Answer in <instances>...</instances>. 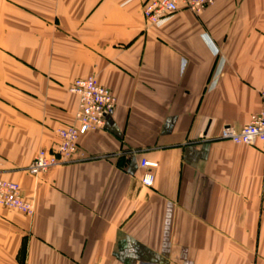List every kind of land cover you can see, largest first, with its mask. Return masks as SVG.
<instances>
[{"label":"crops","instance_id":"1","mask_svg":"<svg viewBox=\"0 0 264 264\" xmlns=\"http://www.w3.org/2000/svg\"><path fill=\"white\" fill-rule=\"evenodd\" d=\"M145 2L0 0V173L34 204L0 208V264H264V144L221 139L262 108L264 0L161 26ZM89 76L116 108L77 161L30 175Z\"/></svg>","mask_w":264,"mask_h":264},{"label":"built area","instance_id":"2","mask_svg":"<svg viewBox=\"0 0 264 264\" xmlns=\"http://www.w3.org/2000/svg\"><path fill=\"white\" fill-rule=\"evenodd\" d=\"M215 0H149L143 7V16L154 26L163 25L169 18L181 10H188L196 15L202 14ZM71 92L78 97V108L75 124L59 130L60 142L51 150H42L29 168L30 174L40 176L61 165L75 161L82 136L99 129L105 124L106 117L116 107V98L111 90L101 86L93 77L77 80ZM262 108L254 114L250 122L238 131L225 127L221 139L237 145L255 147L264 144V92L261 95ZM147 172L142 178L143 186L151 188L155 176L153 170L159 167L158 162H141ZM0 208L18 211L26 216L34 214V204L25 200L19 184L0 176Z\"/></svg>","mask_w":264,"mask_h":264},{"label":"rangeland","instance_id":"3","mask_svg":"<svg viewBox=\"0 0 264 264\" xmlns=\"http://www.w3.org/2000/svg\"><path fill=\"white\" fill-rule=\"evenodd\" d=\"M149 0H147V2H148ZM147 2H145V3H147ZM215 2V1H214ZM145 3H144V5H145ZM214 4V3H213ZM212 4V5H213ZM144 5H143V7H144ZM143 7H142V14H143ZM209 8V7H208ZM207 8V9H208ZM188 11V10H187ZM24 12H32L31 10H29V9H27V10H24ZM190 12V11H189ZM146 20V19H145ZM146 22L147 23H149L147 20H146ZM149 25H151V24H149ZM89 77H93V78H95L96 80H97V78L95 77V76H89ZM89 77H87V78H89ZM87 78H81V79H87ZM77 80H80V79H77ZM77 80H75L73 83H72V85L70 86V92H71V88H72V86H73V84L77 81ZM97 82L99 83V81L97 80ZM100 84V83H99ZM101 86H103L102 84H100ZM103 87H105V86H103ZM105 88H107V87H105ZM107 89H109V88H107ZM110 90V89H109ZM72 93V92H71ZM73 94V93H72ZM75 95V94H74ZM76 96V95H75ZM77 97V96H76ZM116 98V97H115ZM116 106H117V99H116ZM77 108H78V97H77ZM116 108V107H115ZM76 112H77V109H76ZM76 112H75V115H74V122H73V124H71V125H69V126H66V127H70V126H73L74 124H75V116H76ZM66 127H63V128H60L59 130H61V129H64V128H66ZM59 130H58V136H59ZM59 142H60V137H59ZM59 142L57 143V144H59ZM57 144L54 146V147H56L57 146ZM54 147H52V148H46V149H42V150H51V149H53ZM42 150H40L39 151V153L42 151ZM79 152H80V141H79V150H78V152H77V155H76V159H75V161H77L78 160V155H79ZM38 153V154H39ZM38 154H37V156H38ZM36 156V157H37ZM36 157L33 159V161L36 159ZM33 161L31 162V164L29 165V167H28V169H27V171L29 172V168H30V166L32 165V163H33ZM75 161H73V162H75ZM73 162H71V163H73ZM68 164H70V163H68ZM65 165H67V164H65ZM65 165H61V166H59V167H62V166H65ZM59 167H57V168H59ZM49 172V171H48ZM2 173V172H1ZM1 173H0V176H1ZM29 174H30V172H29ZM45 174V173H44ZM30 175H32V174H30ZM42 175V174H41ZM32 176H34V175H32ZM2 177V176H1ZM37 177V176H36ZM3 178V177H2ZM7 180V179H6ZM9 181H11V180H9ZM12 182H14V181H12ZM15 183H17V182H15ZM17 184H19V183H17ZM19 186H20V184H19ZM21 187V186H20ZM21 193H22V188H21ZM22 196L24 197V199L25 200H28V201H31L30 199H27L23 194H22ZM32 202V201H31ZM2 209H5V208H2ZM6 210H8V209H6ZM9 211H12V210H9ZM23 214V213H22Z\"/></svg>","mask_w":264,"mask_h":264}]
</instances>
